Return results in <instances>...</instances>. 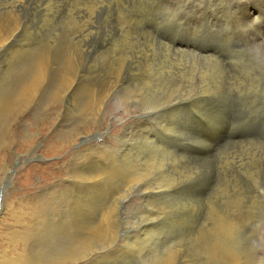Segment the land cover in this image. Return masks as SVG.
<instances>
[{"label":"rangeland","instance_id":"374dc122","mask_svg":"<svg viewBox=\"0 0 264 264\" xmlns=\"http://www.w3.org/2000/svg\"><path fill=\"white\" fill-rule=\"evenodd\" d=\"M11 1L0 0V5L4 4L0 6V19L9 10L12 13L17 10L16 15L21 16L19 17V26H23L21 29L18 28V33H21V36L24 35L22 38L26 39L24 40V42L27 41L26 45L32 39L29 41L28 50L24 48L26 51L21 49L17 53L22 57L13 59V75L10 73L9 78L11 77L14 88L32 75L33 66L36 65L41 53L39 51L43 48L51 52L54 63H57L60 62L64 50L72 44L75 47L81 46L85 71L79 78L85 82L90 80L88 83H99L106 79L109 66L114 63L116 52L113 48L118 49L128 42L140 47H147V44L148 46L153 45L155 51L142 55L141 63L144 61L143 65L154 64L153 68L151 67V72L158 79L162 91V96L157 103L160 102L159 105L163 107L167 96L172 93L171 127L172 161L174 162H172L171 178L174 179L171 180L172 196L169 205L172 210H176L178 213L174 218L173 215L172 218L168 216L164 221L170 220L167 222L169 223L172 220L175 222L177 220L182 223V226L186 222V226H184L186 232L184 231L180 237V242L186 243L188 237L198 234L199 226L202 225L203 228L205 223L212 222L213 213L226 212L230 200L234 201L235 198L237 202H246L253 199L257 201L255 202L256 206L253 208L252 214L245 213L246 215L242 216L244 218H241L242 221L244 220L245 228L243 227L236 234V247L238 250L240 248L239 252L249 256L250 264H264V36L256 37L254 34L257 31L255 29L254 31L250 24L237 23L239 22L238 15L244 21H249L260 13L264 15V0H244L237 6L235 5L237 0H96V2L95 0H76V2L75 0H49L50 2L24 0L23 4ZM88 3L94 4L92 15L90 14L92 17L88 16L81 20L79 19L80 12L82 8L89 6ZM3 8L5 13L2 12ZM20 10L21 12H19ZM223 10L224 13H222ZM73 22L74 24H72ZM76 22H81L82 26L76 27ZM24 30H27V33ZM62 36L64 38H61ZM86 37L88 38L85 39ZM36 41L37 44H35ZM163 44L172 47L168 50ZM106 45L109 46L108 50L102 48ZM206 48L210 49L209 53L202 51ZM101 51L106 54L110 53V55L102 54ZM25 57L26 59H24ZM30 58L33 59L32 62H30ZM158 65L161 66L158 67ZM15 67H17L16 70ZM23 74L27 75L26 78L21 76ZM117 93L118 95L126 94V86H119ZM117 98L111 97L103 112L96 114L93 111L95 115H91V119H84L80 126L75 124L72 118L74 116H63L64 108L61 104L52 106L48 110L51 114L49 115L41 113L38 103L34 102L19 114H15L16 118L15 115H10L0 123V264H73L70 261L59 262L57 260L68 256L65 255L61 258L60 251L63 249L67 254V248L75 231L70 214L69 199L75 193L78 185L77 175L72 173L78 166V159L75 156L77 150L80 151L79 157L83 156L80 160L84 157L87 159L91 152L94 156L100 157L117 144L118 138L123 136L124 127L127 129L131 125L133 128L130 127L127 132L147 125L151 129L159 130L160 134L164 133L162 125L158 122L160 118L157 116H160L161 122L165 123L164 121L167 120L165 109L156 114V120L149 121L146 116L153 110L150 107L151 104H148V100L135 101L131 107L126 106V100ZM79 100L80 104L82 99ZM128 107H131L129 111H127ZM75 108L73 109L75 110ZM56 115H59L60 118L56 119ZM136 116L142 118H136L132 122ZM223 118L227 119L223 121ZM10 119L16 120L10 121ZM10 129L13 130L11 134L8 133ZM242 135L245 136L242 137ZM88 136L91 139H87ZM160 141L162 142V140ZM226 161H229V164ZM108 162V159L101 161L102 164ZM180 172L181 174H179ZM189 175L190 177H187ZM185 179H201V184L189 189V182H186ZM135 190L137 189L132 188L131 193H126L127 201L120 209L118 234L124 238L136 232L137 220L144 208L160 204L166 205L163 201H153L148 206L144 199L137 196L138 191ZM233 191H242L243 195L237 197ZM199 201H202L205 208L200 217L198 212L197 217L192 216L189 219L190 204L198 205ZM191 220L192 222L188 224ZM61 221L63 224L66 223L65 226L50 229L53 232L46 236V231H44L47 229L46 226L60 224ZM244 222L246 224L248 222V224L246 225ZM67 223H69V227H67ZM38 232L40 234L36 237ZM118 240L116 244H121L120 237ZM155 242L150 241V245H155ZM177 242L179 241L176 239L174 244ZM83 243V247L90 246V248H84V253L91 252L92 254H88L89 256L86 257L80 256L75 260V264H92V262L94 264L99 262V264H147L149 262L147 259L149 255H146L148 248L138 255L132 252V255L128 253L127 256V252L125 254L113 251L112 245L104 244L98 239ZM128 249L126 250L128 251ZM167 251V248L166 250L160 248L156 253L157 256L154 255V257L160 259L159 256ZM154 257L153 260H156ZM129 259H133V261L130 262ZM144 259H146V263L143 262Z\"/></svg>","mask_w":264,"mask_h":264},{"label":"bare ground","instance_id":"6f19581e","mask_svg":"<svg viewBox=\"0 0 264 264\" xmlns=\"http://www.w3.org/2000/svg\"><path fill=\"white\" fill-rule=\"evenodd\" d=\"M13 1L17 4L18 3L23 4L22 2L24 0H12L11 2H13ZM46 1L50 2L51 0L50 1L46 0ZM243 1L244 0H237L235 5L237 6L239 3L243 2ZM75 2H76V0H75ZM95 2H96V0H95ZM73 4L75 5V3H73ZM81 4H83V3H81ZM101 4H102V2H101ZM104 4H103V6H104ZM2 5H4V4H2ZM2 5H0V6H2ZM93 5L94 4H89V6H86L84 9L82 8V10L80 12V18L79 19L82 20L85 17L90 16L91 11L93 10L92 9ZM49 6H50V4H49ZM95 6H98V5H95ZM20 7H22V6H20ZM4 8H3L2 12H4ZM78 8H80V7H78ZM5 9H7V8H5ZM13 9H15V8H13ZM16 9H18V8H16ZM236 9H237V7H236ZM23 10H24V8H23ZM71 10H73V9H71ZM16 11H14V13ZM50 11H51V9H50ZM19 12H21V10ZM74 12H75V10H74ZM14 13H12V11L9 10L8 12H6V15L3 14V17H1V19H0V123L4 122L8 116L10 117V115L19 114L26 107H28L29 105H31L34 102V103H38L39 108H40L39 111H41V113H44V114H47V113L49 114L48 110L50 108H52V106L61 104V106L64 108L63 116H68V115L74 116L72 118L74 119L75 124L80 126L83 123L84 119L85 120L91 119V115H95L93 113V111H95L96 114L103 112L105 110L107 103H108V100H110L111 97L117 98V96H118L117 99L121 98L123 101L126 100V102H127L126 106H131V104L134 103L135 101L136 102L137 101L143 102V101L148 100V104H151V106L150 105L149 106L152 107L151 109L153 110V111L150 110L151 112H149V115L147 114L148 116L145 115L149 121L150 120H156L155 119L156 114H159L164 109H165V112H167V120L164 121L165 123H162L161 117L157 116L158 118H160V120L158 122L160 123V125H162V127L164 129L163 134H160L159 130H156V129L154 130V129H151L150 127H147V125L143 126V127L139 126V127H137L136 130L133 129V131L130 130L129 132H127L130 129V127L133 128V126L131 125L127 129L124 127L123 136L118 138L117 144L113 148H110L107 152H105L104 155H102L100 157L94 156V154L91 152V153H89V157L87 158L88 160L85 157H84V159L80 160L81 157H83V156L79 157L80 151L77 150V152L75 153V156L80 161L77 160L78 166L76 167V170L72 171V169H71V171H72V173L77 175L78 185H77V188L75 190V193L69 199V201H70L69 205H70V209H71L70 214H71V218L73 221V227H74L75 231L73 230L74 235H72L70 245L67 248V254L65 253V251L63 249H61V251H60L61 258L64 257L65 255H68V256L64 257L60 260H57V261H59V262L70 261L71 263L75 264V260L79 259L80 256L83 255V257H86L88 254H92L91 252L86 253V254L84 253V251H85L84 248L85 247L90 248V246L83 247V244H84L83 242L84 241L89 242V241H93V240L98 239L100 242H102L104 244H108L109 246L112 245L111 248L113 249V251L116 250L117 252H122V253L127 252V256H128V253L132 255V252H134L135 254L138 255V254L142 253L145 249L148 248L147 249L148 253L146 255H149V257L147 258V256L145 255L146 258L149 260V262L147 264H250V260L248 258L249 256L247 257L245 254H242L241 252H239L240 248L238 250L236 247V234H237V232L241 231V229L244 227V225H243L244 220L243 221L241 220V218H244V217H242L243 214H245V213L252 214L253 208L256 206L255 202H257V201L252 199V200H249L246 202H244V201L243 202H241V201L237 202V201H235V198H234L235 202L233 200H230L229 201L230 203L227 204L226 212L216 213V214L213 213L214 219L211 220L212 222L209 224L210 221L209 222L207 221L208 223L207 224L205 223L203 228H202V225L199 226L197 228V229H200L198 234L196 233L195 236L188 237L187 240L185 241L186 243H184L182 241L180 242V237L183 235V233L185 231L184 226H186L185 225L186 222H184L183 223L184 226H182L181 225L182 223L177 222V220H176V222L174 220H172L169 223H167V222L170 220L164 221V220H166V218L168 216H171V218H172V215H173V218H174L175 215L178 213V211L172 210L171 206L169 205L170 197L172 196V182H171V180L174 179V178H171L172 177V162H174V161H172V127H171V125H172L171 124L172 123V120H171V118H172V95L171 94L172 93H170L167 96L166 101L163 100L165 102L163 107H162V105H159L160 102H159V104L157 103L159 101V98L162 96L161 95L162 91L160 90L161 87H160V84H158V81H157L158 79L156 78V76H154L155 74L153 75L151 72L152 71L151 67L153 68L154 64L151 65L149 63H147V64L144 63L145 65H143L142 63L144 61L141 63L142 55L148 54L149 52H152V51H155L153 48V45L148 46V44H147V47H142V46L140 47L138 45L135 46V45L129 44V42L127 41L128 44H124V42H123L124 45H121L118 49L113 48L116 52V53L114 52L116 54V57L114 59V63L112 66L110 65L111 67L109 66L106 79L104 78L105 80H103L99 83L98 82L97 83H93V82L88 83V81H90V80L85 82L84 80H81L79 78V77H81V75H83V72L85 71V68L83 65V62H84L83 56L84 55L82 56V50L80 48L81 46L75 47V45L72 44L74 47H71L72 46L71 45L70 47H68L65 50L63 49L65 46L63 48H61L64 50V52H63V55H62V53H60L62 55V57H61L60 62L56 61L57 63H54L53 58L50 54L51 52L48 51L47 49L43 48L42 50L39 51L41 53L38 56L37 63H35L36 65L33 66L34 72L31 70L33 72L32 75H30L27 79H24L22 77L24 79L22 81V83H20L18 86H15V88H14L13 87L14 83L11 80V77L9 78V74L12 73L14 70L13 59H16V57L21 58L22 56H18L17 53L20 52L21 49H23V50H24V48L27 49V47L29 46V41L32 40L29 38L30 40L28 41V45H26L27 41L24 42V40H26V39L24 38V40H23V38H22V37H24V35L21 36V33H18V31H17L18 28L20 27L19 26L20 25L19 17H21V16L18 17L16 15L17 13H15V14ZM222 13H224V10ZM235 13H237V12H235ZM42 15H43V13H42ZM47 15H49V14H47ZM54 15H56V14H54ZM72 15H74V14H72ZM193 15H194V13H193ZM76 17H78V16H76ZM90 17H92V16H90ZM22 19H21V22H22ZM237 19L239 20V22H237V23L250 24V26H252L251 28L253 30L255 29L257 31V33L254 34V35H256V37L257 36L258 37L264 36V15H262L261 13L252 17L251 20H249V21H247V20L244 21L242 19V17H240L239 15H238ZM71 22H72V20H71ZM72 24H74V22ZM189 25H188V27H189ZM75 26L81 27L82 26L81 22H76ZM21 27H23V26H21ZM21 27L19 29H21ZM24 31H26V33H27V30H24ZM68 31H70V30H68ZM88 32H89V30H88ZM110 34H112V33H110ZM75 35H76V33H75ZM128 35H130V34L128 33ZM134 36H136V34H134ZM61 38H64V37L62 36ZM65 38H66V36H65ZM87 38L88 37H86L85 39H87ZM138 38H139V36H138ZM36 39H37V37H36ZM70 39H69V41H70ZM208 39H209V37H208ZM164 40H165V37H164ZM82 42H83V40H82ZM151 42H152V40L150 41V43ZM37 43L38 42L36 41L35 44H37ZM47 43H48V41H47ZM158 43H159V41H158ZM174 43H175V41H174ZM166 45L164 46V44H163V46L167 47L168 50L171 49V47H172L171 45H168V46H166ZM187 46H188V44H187ZM193 46H194V44H193ZM223 46H225V45H223ZM59 47H60V45H59ZM92 47H95V46H92ZM108 47L109 46L106 45V46H103L102 48L107 49ZM114 47H115V45H114ZM110 48H111V46H110ZM26 49L24 51H26ZM223 49H224V47H223ZM220 50H221V48H220ZM29 51L31 52V50H29ZM59 51H60V49H59ZM202 51L209 53L210 49L206 48V49H203ZM101 53L106 54V53H103V51H101ZM227 53H228V51H227ZM168 54H169V52H168ZM108 55H110V53ZM113 56H115V55H113ZM168 56H170V55H168ZM31 57H33V56H31ZM227 57H228V55H227ZM235 58H237V57H235ZM24 59H26V57ZM27 59H29V58H27ZM150 59H151V57H150ZM153 59H154V57H153ZM32 60L33 59H31V61L30 60L29 61L32 62ZM223 60H224V58H223ZM149 61H151V60H149ZM233 62H236V61H233ZM22 64H23V61H22ZM30 64H33V63H30ZM156 65H157V63H156ZM170 65H172V64H170ZM159 66H161V65H158V67ZM163 66H165V65H163ZM225 67H226V65H225ZM16 69H17V67H15V70ZM160 69H161V67H160ZM165 70H167V69H165ZM168 70H169V68H168ZM155 72H157V71H155ZM170 74H172V72H170ZM12 75H13V73H12ZM24 75L25 74H23L21 76H24ZM26 76H24V77L26 78ZM170 77H171V75H170ZM223 77H224V75H223ZM221 81H223V80H221ZM17 82H19V81H17ZM257 85H258V83H257ZM119 86H126V92L127 93L124 95H118L117 90H118ZM13 88H14V90H13ZM228 97H229V95H228ZM80 98L82 99V102L80 103L81 105L78 103L80 101L79 100ZM225 101H226V99H225ZM75 106L77 109L75 108ZM159 106L161 108H158ZM131 107H128L127 111H129V109H131ZM225 107H227V106H225ZM73 108H75V110ZM162 114H163V112L161 113V115ZM222 114H224V113H222ZM16 115H15V118H16ZM49 115H51V114H49ZM225 116H226V113H225ZM55 118L56 119L60 118V116L56 115ZM136 118L139 119L142 117L136 116L135 118H133L132 122L134 120H136ZM224 119H227V118H223V121H224ZM12 120H16V119H10V121H12ZM140 125H141V123H140ZM255 130H257V129H255ZM12 131L13 130L10 129V130H8V133L11 134ZM237 132H238V130H237ZM257 132H255V133H257ZM240 133H242V132H240ZM249 133H250V131H249ZM232 134H233V132H232ZM232 134H231V136H232ZM243 136H245V135H242V137ZM231 139H232V137H231ZM160 140H162V142ZM240 140H241V138H240ZM242 140H244V139H242ZM226 151L229 152L228 150H226ZM223 154L225 156V153H223ZM236 156H238V155H236ZM0 157H1V152H0ZM178 158H180V157L178 156ZM250 158H251V156H250ZM104 159H108L109 162L107 164H102L101 161ZM173 159H174V157H173ZM229 159H231V158H229ZM182 160H183V158H182ZM105 162H106V160H105ZM179 162H180V160H179ZM257 162H258V160H257ZM180 163H182V162H180ZM233 163H234V161H233ZM242 163H244V162H242ZM243 165L245 166V164H243ZM224 166H226V165H224ZM221 167H223V166L221 165ZM183 168H186V167H183ZM219 168H220V166H219ZM178 169H179V166H178ZM198 169H199V167H198ZM200 169H201V167H200ZM225 169H227V168H225ZM240 169H241V167H240ZM246 169H247V167H246ZM246 169H244V170H246ZM262 169H263V167H262ZM188 172H186V173H188ZM252 172H254V171H252ZM228 173H230V172H228ZM179 174H181V172ZM195 175H196V173H195ZM187 177H190V175ZM253 177H255V176H253ZM190 179H185V180H187L186 182H189V186H188L189 189L195 187L197 184H201V179L200 180H197V179L190 180ZM202 179H204V178L202 177ZM179 180L180 179H178V181ZM180 182H182V181L180 180ZM183 186H184V184H183ZM132 188L137 189V190H135V191H138L137 196H139L141 199H144V202L146 201L148 206H149V203H151L153 201H163V202H165L166 205L164 206V204H162V205L158 204L159 206L153 205V206H149L147 208H144V210L141 211V213H140L141 214L140 218L137 220V225L135 227L136 232L131 234L130 236L124 238L122 236H119V234H118V232H119L118 227L120 225V216H121L120 215V209L123 207L124 203L127 201L126 198H128V196L126 195V193H128V192L131 193ZM233 192L236 194L235 196H237V197L240 195H243L242 191H233ZM195 202H196V200H195ZM198 203H200V204H198V205L192 204L191 205L189 203L190 204L189 210H188V212L190 213L189 219H191L192 216L197 217L198 212H199V217H200V214L202 213L205 206L203 205L202 201H199ZM147 204H146V206H147ZM185 205H186V203H185ZM211 207H213V206H211ZM209 212H210V210H209ZM213 212H214V210H213ZM221 212H222V210H221ZM227 212H229V213H227ZM211 213H212V210H211ZM247 216H248V214H247ZM248 217H250V216H248ZM201 221L204 222L203 220H201ZM191 222H192V220L189 221L188 224H190ZM69 223H67V227H69ZM57 224L58 223H56V225L48 224L46 226L47 229L44 230V231H46V236H49V234L51 232H53V231H50V229H55V228L57 229V228H60L61 226L64 227L66 223L63 224V222L61 221L60 224H58V225ZM247 224H248V222H247ZM189 226H188V228H189ZM39 234H40V232H38L36 234V237ZM118 237H120V239L122 241L121 244H118V243L116 244ZM176 239L179 242L174 244V241H176ZM239 240H241V239H239ZM150 241H156L154 243L155 245H153V244L150 245ZM127 248H129L128 251L126 250ZM160 248H162V250H163V248H165V250L167 248L168 251L166 253L162 254L161 256H159L160 259H156L154 257V255H156V253L159 251ZM89 250H91V249H89ZM241 251H242V249H241ZM207 252H208V254H207ZM108 255H110V254H108ZM153 257L156 260H153ZM136 258H138V257H136ZM139 258H142V257L139 256ZM129 261L132 262L133 259H129ZM143 262L146 263V259H144ZM92 264H94V262H92Z\"/></svg>","mask_w":264,"mask_h":264},{"label":"water","instance_id":"95a60500","mask_svg":"<svg viewBox=\"0 0 264 264\" xmlns=\"http://www.w3.org/2000/svg\"><path fill=\"white\" fill-rule=\"evenodd\" d=\"M87 139H91V137H90V136H88V137H87Z\"/></svg>","mask_w":264,"mask_h":264}]
</instances>
